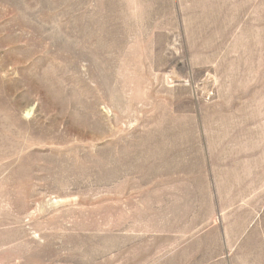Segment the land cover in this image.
<instances>
[{"label": "rangeland", "instance_id": "obj_1", "mask_svg": "<svg viewBox=\"0 0 264 264\" xmlns=\"http://www.w3.org/2000/svg\"><path fill=\"white\" fill-rule=\"evenodd\" d=\"M0 264H264V0H0Z\"/></svg>", "mask_w": 264, "mask_h": 264}]
</instances>
